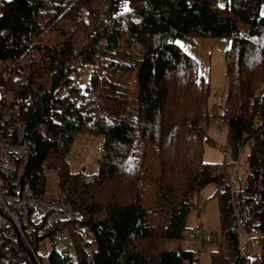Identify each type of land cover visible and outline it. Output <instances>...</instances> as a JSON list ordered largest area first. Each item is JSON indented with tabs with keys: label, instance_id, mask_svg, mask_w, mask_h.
Masks as SVG:
<instances>
[{
	"label": "trees",
	"instance_id": "trees-1",
	"mask_svg": "<svg viewBox=\"0 0 264 264\" xmlns=\"http://www.w3.org/2000/svg\"><path fill=\"white\" fill-rule=\"evenodd\" d=\"M263 3L3 2L0 89L14 90V104L37 146L24 180L40 195L69 200L97 237L91 262L77 245V260L52 249L50 264H194L186 241L198 227L189 229L187 219L193 195L210 184L217 186L222 223L211 264H264ZM195 38L230 41L221 115L235 156L254 142L234 203L229 166L203 159L215 118L208 108L211 82L178 44ZM75 58L85 74L65 95ZM80 135L103 138L95 174L71 169L68 156ZM241 229L257 234L248 245L260 240V254L241 255ZM9 257L33 264L12 230L0 232V264H13Z\"/></svg>",
	"mask_w": 264,
	"mask_h": 264
},
{
	"label": "built area",
	"instance_id": "built-area-1",
	"mask_svg": "<svg viewBox=\"0 0 264 264\" xmlns=\"http://www.w3.org/2000/svg\"><path fill=\"white\" fill-rule=\"evenodd\" d=\"M6 0H0V7ZM79 58L71 61L70 67H74V80L70 86L64 88L65 95L70 88L76 86L80 79ZM15 92L4 85L0 92V232H18L24 246L40 262L38 256L40 239H50L52 249H55L62 257L77 260L79 256L78 246L86 249V260L92 261L94 247L97 240L95 232L83 223V217L64 198H54L38 194L29 180H24L29 161L37 154V146L28 138L29 132L21 121L19 107L15 105ZM4 98V99H3ZM222 103L218 101L212 113L215 115L216 124L219 127L227 125L222 114ZM248 138V136H246ZM253 140H249L241 148L238 155L227 156L225 164L229 166L228 190L234 203L237 193L240 191L241 160L244 152ZM100 151V148H98ZM226 191V188H222ZM244 232H239L241 254L250 252L252 256L258 255L259 250L255 244L242 245ZM43 240V241H44ZM38 242V248L35 244ZM212 237L202 226L195 229L186 241L189 249L195 253L194 264H201L200 255L207 251ZM55 243V246H54ZM13 264L15 258L9 257ZM48 264L49 256H48Z\"/></svg>",
	"mask_w": 264,
	"mask_h": 264
},
{
	"label": "rangeland",
	"instance_id": "rangeland-1",
	"mask_svg": "<svg viewBox=\"0 0 264 264\" xmlns=\"http://www.w3.org/2000/svg\"><path fill=\"white\" fill-rule=\"evenodd\" d=\"M191 1V0H190ZM261 15L264 16V3L261 10ZM178 44L192 57L200 63V69L203 74L209 77L211 82L212 96L208 102L209 111H212L214 105L220 101L225 102L227 90L229 86V79L227 77L226 69V50L230 46L228 39H209V38H195L192 42L178 41ZM88 81V77L85 78ZM1 92V89H0ZM264 92V88L260 93ZM210 140L204 144L203 159L208 163L224 164L227 156H234V151L229 147L228 130L226 127H219L215 119L212 121L209 132ZM103 145L102 137H95L91 135H80L68 156L71 169L74 172L84 171L88 174H95L98 171L97 157L99 156L98 147ZM250 150L247 148L242 156L241 165L242 170L240 176L246 178L248 174V154ZM52 178L50 185L54 192H57V175L51 174ZM217 186L210 184L202 189L200 192L193 195L192 211L187 219V226L193 230L200 225L212 237V242L208 246V250L201 255V264H211V252L219 249L221 241L222 223L220 218L219 202L215 196ZM257 234H245L243 236V246L248 245V240L255 237ZM258 244L260 240L256 241ZM255 244V243H254ZM257 246L260 254V246ZM52 250V243L50 239L41 242L38 250L40 262L48 264V256ZM241 252V250H240ZM245 252L241 254L245 256ZM185 264H188L186 262Z\"/></svg>",
	"mask_w": 264,
	"mask_h": 264
},
{
	"label": "water",
	"instance_id": "water-1",
	"mask_svg": "<svg viewBox=\"0 0 264 264\" xmlns=\"http://www.w3.org/2000/svg\"><path fill=\"white\" fill-rule=\"evenodd\" d=\"M16 233V235H17V239H18V242H19V244H20V246L21 247H24L26 250H27V253H28V255H29V258H30V260L32 261V263L33 264H38V261H37V259L35 258V256L24 246V244H23V242H22V240H21V238H20V236H19V234H18V232L16 231L15 232Z\"/></svg>",
	"mask_w": 264,
	"mask_h": 264
}]
</instances>
